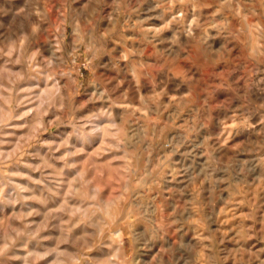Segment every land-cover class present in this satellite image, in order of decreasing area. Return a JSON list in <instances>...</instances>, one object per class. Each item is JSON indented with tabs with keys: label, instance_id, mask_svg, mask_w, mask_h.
Returning a JSON list of instances; mask_svg holds the SVG:
<instances>
[{
	"label": "rangeland",
	"instance_id": "374dc122",
	"mask_svg": "<svg viewBox=\"0 0 264 264\" xmlns=\"http://www.w3.org/2000/svg\"><path fill=\"white\" fill-rule=\"evenodd\" d=\"M137 1L125 0L128 8L122 15L119 13V26L110 35L107 17L111 0H105L102 15L97 18L103 39L94 41L87 35L77 40L71 25L67 21L61 23L70 11L64 0H30L28 8L47 12V19L40 23H51L47 35L53 41L56 56L64 61L51 69L47 67L50 72L59 71L60 95L55 89L42 97L51 107H40L41 101L35 98L41 93L29 85L36 69H30L26 76L18 73L36 49L29 46L27 52L0 54V120L7 119L6 131L11 133L6 138L8 143L0 144V264H20L21 254L27 255V264H52L55 252L77 254L78 260L66 259L64 264H97L92 259L100 245L94 240L95 234L85 237L77 233L73 240H61L57 232L71 231L77 227V220L85 223L99 214L105 219L104 204L122 195L126 203L129 200L123 193L125 162L113 159L117 153L98 150L100 146L105 148L104 138L94 137L91 148L77 138L78 122L97 112L104 116L110 107H115L120 116L115 120L118 127L106 131L105 136L111 137L115 132L123 137L133 130L147 129L141 147L188 139L175 153L171 149L163 153L170 165L163 172L167 186L162 202L157 201L162 215L172 216L193 200L201 202L192 205L190 211L193 215L212 211L214 223L207 231L203 224L194 223L186 229V236L207 242V232L211 231L223 264H264V39L254 36L247 40L236 21L231 32L207 28V42H201L197 31L188 42L179 40L178 45H173L169 36L160 44L152 43V34L146 31L147 21L137 18L141 14ZM24 5L25 0H0V13L9 12L0 15V19L8 24L13 15H20ZM159 7H177L180 11L184 8L183 11L199 15L201 23L212 19L223 25L227 21L230 28L235 19L224 0H199V6L171 4L167 0ZM58 24L67 28L65 44L58 36ZM91 27L83 26V32ZM6 35L15 39L11 30ZM43 37L41 34L37 43L43 42ZM0 42L7 41L0 37ZM34 57L31 61L46 59L44 53L43 57L39 53ZM60 70L71 72L73 82L60 76ZM39 82L42 89V77ZM26 97H31V102ZM61 98H65L63 111L56 107ZM67 98H71L72 111ZM24 112L30 114L23 116ZM193 126L197 131L189 133ZM153 128L158 129V135H152ZM68 151L76 154L60 159ZM148 155L154 156L155 152L145 153V157ZM144 165L142 158L139 167ZM54 170L58 175H53ZM49 175L62 178L57 190L47 187ZM18 185L28 191L21 192ZM94 189L99 193L95 200L91 198ZM209 200L211 208L207 207ZM132 220L135 222L136 217ZM146 227L142 225L140 230ZM166 234L173 242L179 237L175 229ZM34 245L43 248L46 255H33ZM128 254L137 255L134 251ZM154 258L155 252H150L146 260L152 264Z\"/></svg>",
	"mask_w": 264,
	"mask_h": 264
},
{
	"label": "clouds",
	"instance_id": "9594fccd",
	"mask_svg": "<svg viewBox=\"0 0 264 264\" xmlns=\"http://www.w3.org/2000/svg\"><path fill=\"white\" fill-rule=\"evenodd\" d=\"M38 3L39 0H36ZM69 6L68 16L64 19L71 25L73 36L77 40H82L85 35L89 36L94 41L103 39L100 35L97 18L101 16L103 9L101 6L105 0H64ZM171 3H192L199 6V0H170ZM30 0H25V5L21 8V13L18 16H12L8 24H5L3 19H0V37H4L5 42H0V54L10 55L12 52L23 53L25 45H29L36 49L31 56L28 57L29 68L32 67L31 59L39 53L43 57V52H40L37 41L40 38L43 30V24L40 21L47 19V12L35 9L33 11L28 8ZM116 7L112 14H108V20L111 25V32L119 26V19L116 13L121 15L127 10L128 5L125 0H113ZM224 3L231 9L230 15L235 19L232 22L231 28L227 21L223 25L217 24L214 20L209 19L207 23H201L198 16H194L190 22H186L183 13L178 16H173L171 20L164 23L160 29H148L153 33H160L166 29H170L174 24H179L183 28V34L193 37L194 33L199 31L201 42H207L209 39L207 28H216L220 31L231 32L235 27L236 21L241 25V34L249 41L255 36L256 39H264V0H224ZM72 5H79L72 7ZM0 15H9L7 10H4ZM33 17H36L34 19ZM64 21L61 23L63 24ZM93 25L88 29L87 33L83 32V26ZM11 30V34L15 39H10L6 33ZM116 35H120L116 32ZM61 42L64 39L63 29H61ZM179 34L173 35L171 43L179 44ZM11 45V47H10ZM57 51H62L57 49ZM74 55V53H73ZM19 62V58L17 60ZM45 63L49 69L53 66L51 59H46ZM108 67V65H105ZM195 75V73H193ZM264 79V78H262ZM56 94H59V89H56ZM44 94L36 97L41 101L40 107L49 104L47 99H43ZM95 95V93H93ZM107 95V93H105ZM31 97H26V100L31 102ZM64 99L61 98L58 107L61 111L64 110ZM68 99V109L72 111L71 98ZM24 103V101H21ZM51 107L52 105L49 104ZM146 108L145 105H142ZM39 110V109H34ZM147 110V109H146ZM158 110V109H157ZM111 108L107 109L105 114L111 116ZM30 112H24L23 116L29 115ZM101 113L97 112L93 116L87 118L83 122H78L77 132L78 139L83 142V145L91 148L93 146L92 137H102L107 143L105 151L109 153H117L114 160H123L124 166V187L123 193L129 197L128 202L124 200V195L110 204L105 205L107 214L105 219L98 221L96 227L97 233L94 236L95 241L100 242V251L93 259L97 264H149V261L144 257L150 252H155V258L152 264H223L221 257L215 251L214 234L211 231L207 232V242L204 239L198 238L193 240L191 235H185L186 229L190 228L194 223L203 224L207 231L214 223L213 212L204 213L203 215H193L190 211L192 205L200 204L201 202L193 200L184 209H177L172 216L164 217L157 207V201L162 202L164 189L161 185L165 182L163 172L166 167H169L170 162L163 154L168 149L175 153L179 148L188 143L186 137H182L176 143L171 141L159 145H144V140L147 136V129L141 131L133 130L130 134L125 133L123 137L114 134L111 137L105 136L106 131H113L118 126L115 123L119 119L117 113L115 117L108 120L107 123L101 119ZM59 120V117H56ZM9 127L7 119L0 120V144L6 143V138L11 135L6 129ZM202 127V125H201ZM90 131H84V129ZM196 127H190L189 133L196 132ZM142 132V134H141ZM69 137L72 133L68 134ZM152 135H158V129L153 128ZM210 139V137H209ZM83 150V148L81 149ZM155 152V155L145 153ZM71 151L65 152L60 159L67 160L68 157L75 155ZM122 154V155H120ZM145 159V165L141 169L139 167L141 159ZM48 167H52L48 165ZM22 175V174H19ZM53 175H58L55 172ZM21 192L28 191L27 188L17 186ZM3 189H0L2 194ZM94 194L91 197L93 200L99 195L98 190H93ZM183 192V189H181ZM155 193V195H151ZM170 208L171 204L168 205ZM207 207L211 208V200ZM202 211V208H201ZM187 213V214H186ZM31 214V213H30ZM132 217H136L133 222ZM146 225V229L141 231V226ZM170 229H175L179 233L176 242L166 238V233ZM204 237V233H200ZM131 245V248L129 247ZM160 248L159 251H156ZM107 250V251H105ZM134 251L135 256H130L128 253Z\"/></svg>",
	"mask_w": 264,
	"mask_h": 264
},
{
	"label": "bare ground",
	"instance_id": "6f19581e",
	"mask_svg": "<svg viewBox=\"0 0 264 264\" xmlns=\"http://www.w3.org/2000/svg\"><path fill=\"white\" fill-rule=\"evenodd\" d=\"M129 1V0H128ZM218 1V0H217ZM136 2V1H135ZM138 2V4H139V8H138V10H139V13H141L137 18L138 19H141V18H143L142 20H144L146 23H148L147 24V26H148V28L149 29H160V28H162V26L164 25V23L166 22V21H168V20H171L172 19V17L173 16H178L179 14L178 13H183V15H184V19H185V21H191L192 19H193V14L192 13H190L189 11H187V10H184L183 11V9L180 11L177 7H169V9L167 10V9H165V7H167V6H165L164 8H157L158 7V5L159 4H162V3H164V2H166L167 3V0H138L137 1ZM128 4V3H127ZM137 4V3H136ZM137 4V5H138ZM172 4V3H171ZM184 5V4H183ZM116 7V5L113 3V0H111V6L109 7V11H110V14H112L113 13V9ZM138 6H136V8H137ZM184 7H185V5H184ZM8 9V8H7ZM2 11V10H1ZM45 11V10H44ZM12 12V11H11ZM108 13V12H107ZM138 13V12H137ZM195 14V13H194ZM102 15V14H101ZM137 15V14H136ZM197 15V14H196ZM13 16H18V15H13ZM116 16H117V18L119 17V12H117L116 13ZM128 16V15H127ZM199 16V15H198ZM47 17H48V15H47ZM65 18V17H64ZM134 18V17H133ZM136 18V17H135ZM136 18V19H137ZM209 18V17H208ZM206 19V18H205ZM142 20H141V22H142ZM63 21H66L65 19L63 20ZM42 24H43V30H42V34L44 35V37L42 38L43 39V42H38L37 43V45H38V47H39V50L40 51H42L44 54H45V56H46V59H51L52 61H53V66L52 67H56V65H57V63L59 64L61 61L64 63V61L63 60H60L57 56H56V53H55V51H54V47H53V45H52V43H53V41L50 39V37L47 35L48 34V28L50 27V25H51V23L50 22H45V23H43L42 22ZM146 26V25H145ZM146 26V27H147ZM61 29H63V33H64V39H63V41H62V43L63 44H65L66 43V36H67V28H66V26L65 25H62V24H58V26H57V31H58V36L59 37H61ZM73 30V29H72ZM151 32V31H150ZM174 33L175 34H179V37H180V41H187L188 42V40L191 38V37H189V36H187V35H185V34H183V28H182V26L181 25H179V24H174L170 29H166V30H164V31H162V32H160V33H158V34H156V33H153V32H151V34L152 35H150L151 37H150V39H152V43H156V42H159V44H160V42H163V40L164 39H167V36H169V37H173V35H174ZM208 33V32H207ZM150 34V33H149ZM195 35L197 34L196 32L194 33ZM199 35H200V33H199ZM213 35V34H212ZM41 36V35H40ZM194 38H196V37H194ZM149 39V40H150ZM193 39V38H192ZM195 42V41H194ZM123 43V42H122ZM159 44H155V46L157 47V48H161V47H158L159 46ZM234 44V43H233ZM241 44V43H240ZM143 45V44H142ZM151 46V45H150ZM161 46V45H160ZM164 47V46H163ZM168 47V46H167ZM183 47V46H182ZM219 47V46H218ZM227 48V47H226ZM252 48V47H251ZM154 49V48H153ZM167 49V48H166ZM184 49V48H183ZM225 49V48H224ZM29 50V45H25V51L24 52H27ZM125 52V51H124ZM169 53V52H168ZM24 56V55H23ZM25 57V56H24ZM27 57H29V56H27ZM18 58V57H17ZM35 58V57H34ZM20 59V58H19ZM45 59V60H46ZM207 59H208V57H207ZM45 60L44 59H42V60H40V59H33L32 61H31V65H32V67L31 68H29V62H27V63H23V65H22V67H20L18 70H19V74L20 75H22V76H26V74H28L31 70L30 69H36V76H34L33 75V73H32V75L34 76V78L36 79H32V77L29 79V85H31L30 87H33L34 86V88L35 89H38L39 90V92L41 93V94H44L43 96H45V97H47V96H49L51 93H52V91L53 90H55V89H57L58 87V80H59V71H53V72H50V70H48V68H47V66H46V63H45ZM108 61V60H107ZM25 62V61H24ZM259 63H260V61H259ZM62 64V63H61ZM262 64V63H261ZM199 66V65H198ZM130 67V66H129ZM203 67V66H202ZM5 68V67H4ZM116 68H117V66H116ZM195 68V67H194ZM58 70V69H57ZM12 72V70L11 69H9V71L8 72ZM10 72V73H11ZM147 73V72H146ZM18 74V75H19ZM148 74V73H147ZM134 75V74H133ZM149 75V74H148ZM42 77L43 78V80H44V87L41 89V87H42V85L40 86V77ZM60 76H63V78H65L67 81H70V82H73V77H72V74H71V72H69V71H62L61 72V70H60ZM190 77V76H189ZM136 79L138 80V78H137V76H136ZM180 79V78H179ZM48 80H50L49 81V83H48ZM135 81V80H134ZM189 81V80H188ZM136 82V81H135ZM143 87V86H142ZM141 87V88H142ZM178 88V87H177ZM173 89V88H172ZM137 90H140L139 88L137 89ZM181 91V90H180ZM38 92V93H39ZM63 92V91H62ZM39 93V94H40ZM64 93V92H63ZM138 93H141V92H138ZM59 95H60V93H59ZM183 95V94H182ZM92 96V95H91ZM51 97V96H50ZM183 100H185V99H183ZM68 101V100H67ZM28 102V101H27ZM39 104V103H38ZM101 104V103H100ZM98 108V107H97ZM111 108V110H112V113L111 114H113V115H116L117 113H118V110H116L115 109V107L113 108V107H110ZM119 109V108H118ZM176 109V108H175ZM159 110H160V108H159ZM120 111H122V110H120ZM172 112V111H171ZM122 113V112H121ZM2 115V114H1ZM142 115V114H141ZM173 115V114H172ZM106 115H102L101 116V119H104L105 120V122L107 123V121L108 120H110V119H108L107 117H105ZM108 116V115H107ZM120 116V115H119ZM171 116V115H170ZM31 117V116H30ZM109 117V116H108ZM182 117V116H181ZM38 118V117H37ZM22 119V118H21ZM39 119V118H38ZM61 119V118H60ZM82 121V120H81ZM132 123V122H131ZM75 125V124H74ZM133 127V126H132ZM137 128H139V127H137ZM141 128V127H140ZM143 128H144V126H143ZM227 129V128H226ZM30 131V130H29ZM64 131V130H63ZM24 133H25V131H24ZM175 136V135H174ZM93 138L94 137H92V140H93ZM49 142V141H48ZM8 143V142H7ZM16 143V142H15ZM56 144V143H55ZM55 146V145H54ZM10 149V148H9ZM6 150V149H5ZM11 150V149H10ZM98 150L99 151H105V148L104 147H102V146H100L99 148H98ZM39 151V150H38ZM34 152V151H33ZM36 152V151H35ZM97 152V151H96ZM95 152V153H96ZM106 152V151H105ZM4 153H5V151H4ZM6 153H7V151H6ZM101 156V155H100ZM192 159V158H191ZM50 161V160H49ZM94 163V162H93ZM65 164H69V163H65ZM114 165V164H113ZM55 166V165H54ZM69 167V166H68ZM45 169V168H44ZM95 170V169H94ZM69 171L70 172H72V170H71V168L69 167ZM47 172H49V170L47 171ZM45 173V172H44ZM59 173V172H58ZM48 175V174H47ZM70 175V174H69ZM29 176V175H28ZM42 177V176H41ZM41 177H39V181H42L43 182V180L42 179H40ZM48 178H49V180L50 181H47V187L49 188H51L52 187V189H55V190H57V186H59V185H61V183L63 182V180H62V178H54L53 176L51 177L50 175L49 176H47ZM31 178V177H30ZM37 178V177H36ZM44 178V177H43ZM66 178V177H65ZM98 178V177H97ZM46 179V178H45ZM103 179V178H102ZM36 180V179H35ZM34 180V181H35ZM100 180V179H99ZM101 181V180H100ZM15 182V181H14ZM41 182V183H42ZM60 182V183H59ZM44 183V182H43ZM17 184V183H16ZM29 185V184H28ZM166 186H167V180H165V182L162 184V188L163 189H165L166 188ZM46 187V188H47ZM57 187V188H56ZM40 189V188H39ZM90 189H92V187L90 188ZM48 190H50V189H48ZM40 191H42V190H40ZM77 192V191H76ZM24 194V193H23ZM22 194V195H23ZM93 194H94V192H93ZM25 195V194H24ZM24 197V196H23ZM51 198V197H50ZM62 200V199H61ZM72 204H74L73 202H72ZM61 205V204H60ZM59 205V206H60ZM106 205H108L107 203H106ZM61 207V206H60ZM78 207V206H77ZM235 208V207H234ZM103 209H104V213H103V215H105L106 216V214H107V208L105 207V204H104V206H103ZM85 212V211H84ZM225 212V211H224ZM87 214V213H86ZM85 215V214H84ZM96 215V214H95ZM98 215V214H97ZM87 217V216H86ZM93 217V216H92ZM42 219V218H41ZM88 219V218H87ZM101 219H103L102 218V216L99 214L98 215V217L97 218H90V219H88L87 221H85V223H79V220H77L76 222H75V224H77V227L75 228V229H73V230H71V231H67V232H63V231H59V232H57V233H59L58 235V237H61V240L62 239H66V240H73V239H75V238H77L76 237V234L77 233H81V234H84L83 236H87L86 234H88V233H93V234H96L97 233V231H98V228L96 227V225H97V223H98V221L99 220H101ZM57 221H58V219H57ZM3 222V221H2ZM54 223V222H53ZM57 224H59V223H57ZM61 224V223H60ZM58 226V225H57ZM37 227V226H36ZM71 229V228H70ZM56 230H58V229H56ZM54 231V230H53ZM142 231V230H141ZM225 232V231H224ZM226 235V234H225ZM166 238H167V234H166ZM91 239V238H90ZM84 240V239H83ZM50 241V240H49ZM51 242V241H50ZM98 242V241H97ZM34 244V243H33ZM85 244V243H84ZM88 244V243H87ZM42 245V244H41ZM52 246V245H51ZM100 247H101V245H98V252L95 254V256H97L98 254H99V251H100ZM46 248V247H45ZM67 250V249H66ZM65 250V251H66ZM68 250H70V249H68ZM105 251H107V250H105ZM31 252H32V254L33 255H38V256H44V255H46L45 253L46 252H44V249L43 248H40V247H37V246H33L32 247V249H31ZM69 252V251H68ZM17 254H19V253H17ZM82 257V256H81ZM148 257V255L146 256V257H144L145 259ZM52 259V258H51ZM66 259H68V260H72V261H76V260H78V257H77V254H75L74 252H70V253H68V254H66L65 255V253L64 252H55V255H54V257H53V263L52 264H64L65 262H66ZM93 259V258H92ZM94 260V259H93ZM19 261H20V264H27L28 263V257H27V255H23V254H21V257H20V259H19ZM151 261V260H150ZM80 262H81V260H80ZM85 263V262H84ZM75 264V263H74ZM77 264H78V262H77ZM80 264H82V263H80ZM87 264H91V263H87ZM95 264V263H94Z\"/></svg>",
	"mask_w": 264,
	"mask_h": 264
}]
</instances>
